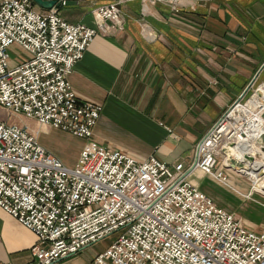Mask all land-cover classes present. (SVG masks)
<instances>
[{"label": "built area", "instance_id": "1", "mask_svg": "<svg viewBox=\"0 0 264 264\" xmlns=\"http://www.w3.org/2000/svg\"><path fill=\"white\" fill-rule=\"evenodd\" d=\"M120 1L93 7L90 27L31 0H0V107L85 140L66 167L25 125L0 119V208L35 237L26 264H59L111 234L92 264H264V225L245 228L189 180L197 171L236 191L226 178H243L246 197L264 206V185L245 175H264V79H251L205 130L187 165L87 142L100 106L79 100L66 77L97 33L122 27ZM12 48L26 56L9 63Z\"/></svg>", "mask_w": 264, "mask_h": 264}, {"label": "crops", "instance_id": "2", "mask_svg": "<svg viewBox=\"0 0 264 264\" xmlns=\"http://www.w3.org/2000/svg\"><path fill=\"white\" fill-rule=\"evenodd\" d=\"M113 1L118 0H64L52 7L67 23L93 27L91 9ZM118 9L122 27L97 33L66 77L79 100L100 106L87 142L137 160L154 155L187 165L198 139L254 74L264 79V0H121ZM25 120L16 124L36 140L40 132L72 136ZM241 179L232 185L242 197L237 218L259 230L241 213L249 201L264 209L262 200L255 193L246 197L249 184ZM34 241L0 208V264H26ZM89 246L57 262L91 264Z\"/></svg>", "mask_w": 264, "mask_h": 264}, {"label": "rangeland", "instance_id": "3", "mask_svg": "<svg viewBox=\"0 0 264 264\" xmlns=\"http://www.w3.org/2000/svg\"><path fill=\"white\" fill-rule=\"evenodd\" d=\"M16 52H18V54H16ZM25 56L26 54L21 50H14L13 48L8 50L9 63L14 64L16 61L22 60V58H24ZM25 118H28V116L23 115L22 113L12 114L0 107V119L2 120L12 123H29L25 120ZM38 138L39 140H37V142H46L48 148H44L41 144L40 145L48 153L57 157L66 167L74 166L83 142H85L84 139L75 136H67L65 134L52 136L51 134L46 132H40L37 139ZM215 170L224 169L221 166H216ZM189 180L192 183H197L199 190L207 195L216 205L229 210L230 212H233L236 217H239V213L241 212L239 204L240 200H242V197L234 193L231 188L221 185L211 180L208 176L200 174L199 172L195 173V171L191 175H189ZM227 181L230 183V185H233L234 183H236L237 185L242 184L241 178L235 177L231 179V175L228 176ZM243 185V188L245 189L247 185L245 183ZM254 199L258 201L262 200V198H260L256 194H254ZM254 202H245L244 211L241 213V215L244 218H249L254 223H256L259 228H261L264 225V209L256 203L252 204ZM115 236V234H111L96 241L95 243L90 244L89 251L92 255V258L97 253L105 249L108 244L115 238Z\"/></svg>", "mask_w": 264, "mask_h": 264}, {"label": "bare ground", "instance_id": "4", "mask_svg": "<svg viewBox=\"0 0 264 264\" xmlns=\"http://www.w3.org/2000/svg\"><path fill=\"white\" fill-rule=\"evenodd\" d=\"M230 152H234V151L232 149H230ZM262 168H263L262 172H264V165ZM246 172H247V174H245V175H247V177L253 181L254 189L259 190V191H263L262 187L264 185V175H257V172H254L253 170H247ZM226 183L228 185H230V183L227 181V178H226ZM230 186L232 187V185H230Z\"/></svg>", "mask_w": 264, "mask_h": 264}, {"label": "water", "instance_id": "5", "mask_svg": "<svg viewBox=\"0 0 264 264\" xmlns=\"http://www.w3.org/2000/svg\"><path fill=\"white\" fill-rule=\"evenodd\" d=\"M34 4H36L37 6L41 7V8H51L54 5H57V1L58 0H31ZM264 66V63H262V65L260 66V68ZM260 70V69H259ZM257 73L254 74V76L252 77V79L256 76ZM190 171V170H189ZM188 172V171H187ZM186 172V174H187Z\"/></svg>", "mask_w": 264, "mask_h": 264}]
</instances>
